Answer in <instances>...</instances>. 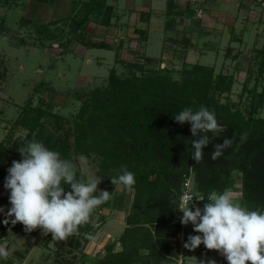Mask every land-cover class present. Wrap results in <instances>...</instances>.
Wrapping results in <instances>:
<instances>
[{
    "label": "rangeland",
    "instance_id": "374dc122",
    "mask_svg": "<svg viewBox=\"0 0 264 264\" xmlns=\"http://www.w3.org/2000/svg\"><path fill=\"white\" fill-rule=\"evenodd\" d=\"M30 1L0 0V146L3 151L0 208L4 209L0 212V245L7 246L10 251L8 259L0 258V264H122L121 258L126 264H159L163 258L157 255L163 252L154 248L157 224L165 215L175 213L176 199L164 198L163 180L143 188L135 183L130 190L112 184L111 177H118L125 169L135 174V182L140 174L124 112L103 116L88 130L87 146L77 151L80 125L93 114L100 113L94 102L104 99L103 93L116 90L110 80L112 71L121 80L142 79L150 70L180 83L193 76L210 79L213 84L210 95L214 94L220 103H227L233 111L240 110L247 117L258 99L254 93L264 95V72L261 71L264 55L258 53L253 41L242 45L244 40L239 39V28L231 30L226 26L221 37H216L220 35L216 31L205 30L204 17L219 0H178L173 19L170 18L165 28L169 42L166 55L160 51L162 32L157 30L151 34L149 54H146L154 58L145 57L135 41L132 45L136 51H132L130 42L121 39L111 41L112 51H87L82 26L31 19L27 15L31 11ZM186 2L191 7L189 11L185 9ZM100 16L92 15L91 18L101 20ZM212 43H217L215 48L219 50V57L215 59L218 70L211 66L216 50L210 52L211 58L206 62L202 61L207 68L197 67L201 66L200 55L209 49L208 46L211 48ZM149 58L152 62L147 61ZM219 73L227 78L222 91L215 84ZM226 84H231L229 90ZM37 108L60 115L61 127L58 128L52 116H45L30 131ZM255 117L264 118V106ZM42 135L46 147L53 140L58 146L68 142L70 152L60 155L73 164L77 179L102 178L95 195H99V191L110 192V199L93 211L89 223L80 226L79 234L65 241L53 240L51 233L40 228L27 232L23 224L13 225L14 217L6 215L11 208L10 190L4 187L8 168L13 161L22 160L19 148L30 141H39ZM152 163L164 169L169 163L177 166L178 159L167 154L161 160L155 156ZM189 176L192 177L191 187H195L192 168ZM157 177L160 175H150V181L155 182ZM194 189L197 191L196 187ZM228 190L241 204L240 171L232 173ZM5 219L9 220L8 224H4ZM193 229L192 225L180 229L178 245L172 250L173 254L165 256L162 264H207L209 260L228 264L222 253L208 250L203 244L194 250L185 248L183 245L190 235H202ZM86 234L95 238L88 242Z\"/></svg>",
    "mask_w": 264,
    "mask_h": 264
},
{
    "label": "trees",
    "instance_id": "16d2710c",
    "mask_svg": "<svg viewBox=\"0 0 264 264\" xmlns=\"http://www.w3.org/2000/svg\"><path fill=\"white\" fill-rule=\"evenodd\" d=\"M194 14V12L192 13ZM95 47L111 49L105 43L96 44ZM153 59H147L152 62ZM262 73L264 72V59H262ZM197 67H205L203 65ZM207 68V67H205ZM214 72V69L212 70ZM226 75L219 73L216 85L222 91L225 85ZM113 92L103 93L104 99L94 102L95 109L99 114H93L80 125L77 133V148H84L89 142L91 129L103 116L111 115L112 112H124L128 117L129 125L126 129L131 133L132 149L134 151L136 167L140 171L135 182L143 188L145 185H155L157 181L163 180V195L166 199H176L175 213L165 215L158 223V232L154 248L158 252V258L162 257L165 263V256L173 254L172 250L178 245L177 237L182 228L179 221V198L184 182L191 176L189 171L192 168L195 173V187L202 195H208L212 190L223 192L229 189L232 181V173L238 170L242 173L241 205L248 206L251 210H264V118L255 117V114L264 106L263 93H254L256 101L249 115L245 117L240 110L233 111L226 103H220L214 94L210 95L213 84L210 79L201 80L199 76H193L184 83L171 79L159 71H148V76L142 79L135 77L131 80H121L115 71H112ZM203 81V82H202ZM231 84H226V88ZM263 99L261 100L260 97ZM207 107L214 111L221 130L218 133H206L211 142L203 148V159L195 162L192 159L194 149L192 141L199 137H193L190 122L180 124L174 120V115L185 108L194 111L200 106ZM37 116L33 119V131L37 124L45 116H52L57 124L61 116L50 114L44 109L37 108ZM61 124V123H60ZM59 124L58 128L61 127ZM247 133V139L241 142V135ZM202 135V134H201ZM225 138L233 140L231 147L223 150V154L213 160L212 152L214 145L223 143ZM43 135L38 142H42ZM27 143L24 144V147ZM50 150L67 155L71 147L68 142H62L60 146L53 140L49 146ZM167 154L178 159V165L171 163L165 165L167 168L160 169L152 161L155 156L161 160ZM3 156L0 146V159ZM163 167V166H162ZM160 175L154 181H150V175ZM164 177L161 178V177ZM159 183V182H158ZM65 192L71 191L69 185H62ZM138 195L140 191L137 190ZM137 209V206H134ZM137 216V214H136ZM139 220V218L137 219ZM175 221L174 224H170ZM86 237V241H90ZM173 257V255H171ZM122 264H126L120 259Z\"/></svg>",
    "mask_w": 264,
    "mask_h": 264
},
{
    "label": "clouds",
    "instance_id": "9594fccd",
    "mask_svg": "<svg viewBox=\"0 0 264 264\" xmlns=\"http://www.w3.org/2000/svg\"><path fill=\"white\" fill-rule=\"evenodd\" d=\"M174 120L180 124L190 122L192 136L199 137L192 141V159L200 162L203 148L211 142L206 133L221 130L215 112L203 105L195 111L185 108L174 115ZM240 139L246 141L247 133ZM232 143V139L225 138L223 143L215 144L212 159L219 158ZM19 151L22 160L12 162L4 184L10 190L11 204L6 215L14 217L13 225L21 223L27 232L40 228L51 233L53 240L65 241L78 235L80 226L89 223L93 211L110 199L108 191L95 195L102 178L77 179L73 164L42 142L30 141ZM111 182L130 190L135 184V174L125 169L118 177H111ZM64 184L71 191L65 192ZM194 197L190 192L182 194L178 208L183 213L180 223H191L193 230L202 235H190L183 245L185 248L194 250L203 244L208 250L222 253L228 264H264V210L242 206L228 189L212 190L203 209L193 205ZM3 222L8 224L9 220ZM86 235L89 239L95 238ZM9 255L8 247L0 245V258L6 260ZM207 264L215 261L209 260Z\"/></svg>",
    "mask_w": 264,
    "mask_h": 264
},
{
    "label": "crops",
    "instance_id": "0c3cea01",
    "mask_svg": "<svg viewBox=\"0 0 264 264\" xmlns=\"http://www.w3.org/2000/svg\"><path fill=\"white\" fill-rule=\"evenodd\" d=\"M186 3L185 9L189 11L191 7ZM30 5L31 11L27 15L31 19L82 26L86 34L82 37L87 51L102 49L94 46L102 43L114 50L111 41L121 39L130 42L132 51H136L132 45L135 41L145 57L154 58L146 54H149L151 34L157 30L162 32L160 51L166 55L169 42L166 40L168 31L165 28L170 18L173 19L178 0H31ZM99 14L102 15L101 20L91 18ZM204 21L207 23V32L216 31L220 34L216 37L223 36L226 26L231 27V30L239 28V39L244 40L242 45L253 41L258 53L264 55V9L256 0H219L207 12ZM212 44L214 48L208 46L209 49L200 55V64L207 66L202 61L206 62L210 52L216 50L211 66L218 70L215 59L219 57V50L215 48L217 43ZM220 264L225 263L221 261Z\"/></svg>",
    "mask_w": 264,
    "mask_h": 264
},
{
    "label": "built area",
    "instance_id": "2783aa9c",
    "mask_svg": "<svg viewBox=\"0 0 264 264\" xmlns=\"http://www.w3.org/2000/svg\"><path fill=\"white\" fill-rule=\"evenodd\" d=\"M256 1L264 6V0H256ZM191 178L192 177H189L184 182V185H183V188H182V192H181V195H180V198H179V205L181 204V196H182V194L185 193V192H190V193H192L196 197V198L195 197L193 198V205L196 206V207H200L201 209H203L204 205L209 202L208 201V198H207V196L209 194L208 195H202L200 192L195 191V189H194L195 187H191V184H190V181H189ZM201 198H204V199L203 200H200ZM193 210H194V208H193ZM182 216H183V213L179 211V221H180V218ZM188 225H192V224L189 223ZM185 226L186 225H182V227H185Z\"/></svg>",
    "mask_w": 264,
    "mask_h": 264
}]
</instances>
